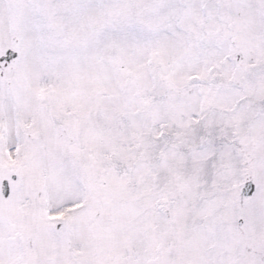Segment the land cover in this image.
Returning <instances> with one entry per match:
<instances>
[{
	"label": "snow or ice",
	"instance_id": "1",
	"mask_svg": "<svg viewBox=\"0 0 264 264\" xmlns=\"http://www.w3.org/2000/svg\"><path fill=\"white\" fill-rule=\"evenodd\" d=\"M0 264H264V0H0Z\"/></svg>",
	"mask_w": 264,
	"mask_h": 264
}]
</instances>
